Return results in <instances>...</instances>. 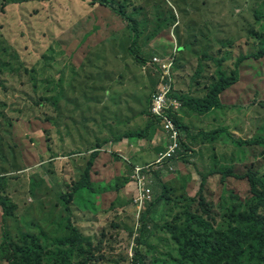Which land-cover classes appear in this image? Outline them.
Returning <instances> with one entry per match:
<instances>
[{
  "label": "rangeland",
  "instance_id": "obj_1",
  "mask_svg": "<svg viewBox=\"0 0 264 264\" xmlns=\"http://www.w3.org/2000/svg\"><path fill=\"white\" fill-rule=\"evenodd\" d=\"M99 1L122 7L140 36V55L181 49L174 71L179 96L203 100L219 70L228 77L238 72V83L222 94L221 109L186 110L178 119L186 170L162 174L147 164L152 201L141 207L136 168L105 144L77 149L72 141V117L80 132L94 134L90 123L81 124L84 110L90 121H102L104 112L125 107L124 95L137 85L140 111L153 120V88L142 78L154 77L128 51L131 26L93 0H0V198L12 209L6 230L13 243L36 241L52 252L70 224L84 240V256L71 264H133L143 220L159 209V229L138 246L140 264H174L181 244L211 236L185 225L187 209L219 233L236 208L252 200L244 178L264 183V59L237 64L257 54L264 40V0ZM102 89L104 100L97 97ZM90 157L96 195L79 191L69 198ZM0 264H9L1 249ZM42 264H54V256Z\"/></svg>",
  "mask_w": 264,
  "mask_h": 264
},
{
  "label": "trees",
  "instance_id": "obj_2",
  "mask_svg": "<svg viewBox=\"0 0 264 264\" xmlns=\"http://www.w3.org/2000/svg\"><path fill=\"white\" fill-rule=\"evenodd\" d=\"M93 2L94 4L96 2L104 4L113 14L122 18V20L126 21L131 26L133 40L131 41L128 51L134 56L137 64H144L146 60L148 61L150 58H147L143 54L140 55V53L135 50L140 36H138L136 32L133 22L122 12V7L115 9L110 6V4H106L99 0H93ZM248 58H252L255 61L264 59V40L261 41L257 54L251 57L241 56L237 64H241L243 61L248 60ZM216 63L220 64L219 61H216ZM201 69L202 68H200V70ZM237 83L238 72L228 77L222 70H219L217 73V82L203 100L188 96L180 98L183 104V110L185 109L190 113L199 115H205L219 110L223 107L221 101L222 94L230 90ZM57 103L58 101H56V104ZM177 125L179 124L177 123ZM202 136L208 137L206 134H202ZM91 157L82 175L81 181L74 187L69 198H72L73 195L79 191H84L91 196L96 195L94 184H91L89 176V170L93 162ZM224 175H229V173L227 172ZM237 178L239 177L237 176ZM244 179H248L252 200L248 202V205H242L240 208H236V211L231 215L232 223H228L227 229L215 233L214 229H209L201 219L190 215L187 209L184 216L186 218L185 225L188 227L191 225H198L200 228L208 230L211 236L199 240L194 239L188 242L186 246L181 244V257L175 259L172 263L264 264V216L261 214V211L264 210V183L255 176L249 175ZM163 201L164 199L162 198L161 205ZM10 208L7 200L0 198L3 224V241L0 244V249L6 251L8 254L9 264H42V259L49 255L54 256V264H71V261L74 259L84 256L82 246L84 240L81 238L78 231L71 227L70 224H67L66 227L67 234L54 240V250L52 252L49 251V246H43L36 241L23 244L13 243L10 233L6 230L7 222L12 216V209ZM90 209L93 210V205L90 206ZM158 213L159 209L147 214L143 220L137 247L133 249V264H140V250L138 246L146 242V239L150 236L152 231L154 232L159 229V221L157 220ZM173 235L176 237V234ZM24 238L29 239L30 237L27 235L23 237V240ZM55 258L59 260L56 261Z\"/></svg>",
  "mask_w": 264,
  "mask_h": 264
},
{
  "label": "crops",
  "instance_id": "obj_3",
  "mask_svg": "<svg viewBox=\"0 0 264 264\" xmlns=\"http://www.w3.org/2000/svg\"><path fill=\"white\" fill-rule=\"evenodd\" d=\"M181 49L179 50V55L181 54ZM147 62L143 64L146 65ZM138 65V64H136ZM177 65V62H176ZM139 66V65H138ZM176 69V66H175ZM175 71V70H174ZM151 75V73H150ZM153 76V75H151ZM145 80L146 84L150 85L152 89L155 85V77L152 79L146 75L142 78V81ZM106 87V86H104ZM141 88V85L138 88V85L135 89L131 87L130 95H124V104L125 107H118L114 110L104 112V120H99L94 122V120H89L86 115V109L83 112L81 124L86 125L90 123L91 127L93 126L95 131L94 134L88 131L87 128L83 129L80 132L78 128V117H72L74 121L73 126L77 128V136H75L72 141L76 143V148H95L96 144L100 146L105 144V148H110L112 151L110 154H116L117 157H120L125 164L129 165L132 170L134 168H144L147 164L152 165L161 154L164 152L167 146V141L164 133L161 131L159 124L154 122L155 120H149L147 115H143L140 111V95L138 92ZM175 93L179 98L185 97L186 95L179 96L177 91V82L175 81ZM103 91L100 90V93ZM105 93V92H104ZM102 96H97L100 100L107 98V95L101 93ZM188 97L199 98L196 94L190 95ZM196 95V96H195ZM86 97V96H85ZM94 98H91L88 102H92ZM186 110H182L181 116L185 114ZM94 114L96 112L94 111ZM194 114V113H190ZM75 115V114H74ZM97 115V114H96ZM198 115V114H197ZM94 119V118H93ZM156 123V124H155ZM73 134H75L73 132ZM81 134V135H79ZM140 134V135H139ZM104 149V148H103ZM96 150L95 152H99ZM159 154V155H158ZM105 156V155H99ZM107 159V157H106ZM178 172H183L186 170L182 162L175 164ZM122 169V168H121ZM165 170H158L160 173L165 174ZM157 171V170H154Z\"/></svg>",
  "mask_w": 264,
  "mask_h": 264
},
{
  "label": "built area",
  "instance_id": "obj_4",
  "mask_svg": "<svg viewBox=\"0 0 264 264\" xmlns=\"http://www.w3.org/2000/svg\"><path fill=\"white\" fill-rule=\"evenodd\" d=\"M176 54L177 52L174 50L166 57L155 56L150 60V66L157 75V85L150 96L149 114L159 122L167 139L166 151L159 155L152 167L160 169L168 166L170 172H174L171 162L178 159L182 149L181 132L175 122V117L182 110V103L173 97V70ZM144 171L148 172L149 168H136L134 170V179L137 180L139 189L137 202L140 203L141 207L152 201L150 182Z\"/></svg>",
  "mask_w": 264,
  "mask_h": 264
},
{
  "label": "clouds",
  "instance_id": "obj_5",
  "mask_svg": "<svg viewBox=\"0 0 264 264\" xmlns=\"http://www.w3.org/2000/svg\"><path fill=\"white\" fill-rule=\"evenodd\" d=\"M174 50H176V52H177V54H176V56H175V59H176V61H175V66H176V62H177V57H178V55H179V50H180V48L179 47H175L173 50H172V52L174 51ZM171 52V53H172ZM169 55V54H168ZM168 55H166V56H168ZM166 56H163V57H166ZM153 57H155V56H153ZM153 57H151L149 60H148V63H147V66L148 67H150L151 68V71H152V75H153V77H155V85H154V87H153V91H152V93L155 91V88H156V85H157V75H156V73L154 72V69L150 66V60L153 58ZM156 57H160V58H163V57H161V56H156ZM174 70H175V67H174ZM174 70H173V79H175L174 77H175V75H174ZM174 86H175V82H174ZM173 97L174 98H176V99H178L179 101H180V98L179 97H176V93H175V88H174V91H173ZM181 102V101H180ZM182 103V102H181ZM149 104H150V99H149ZM182 110H183V104H182ZM182 110L180 111V113L175 117V122L177 121V123L179 124V118H180V115H181V112H182ZM148 113H149V105H148ZM150 115V114H149ZM151 117V116H150ZM152 118V117H151ZM153 119V118H152ZM153 120H155V122L157 123V124H159V122L156 120V119H153ZM176 123V124H177ZM160 125V124H159ZM178 126V128L180 129V127H179V125H177ZM161 127V126H160ZM161 131L163 132V130H162V128H161ZM180 132H181V129H180ZM164 133V132H163ZM165 135V134H164ZM165 138H166V136H165ZM181 138H182V135H181ZM166 141H167V139H166ZM166 148H167V146H166ZM184 149V144H183V140H182V149H181V152H182V150ZM165 151H166V149H165ZM164 151V152H165ZM163 152V153H164ZM181 152L179 153V156H178V159H176V160H174L173 162H171V165H172V167L174 168L175 167V164H177L179 161H182L181 160V157H180V155H181ZM162 154V153H161ZM159 157V156H158ZM157 161V160H156ZM155 161V162H156ZM154 162V163H155ZM154 165V164H153ZM153 165H151V166H153ZM145 168V167H144ZM153 167H151V169H152ZM164 168L165 169H168V166H165V167H163V168H160V169H157L156 167H154V169L155 170H164ZM134 171V170H133ZM169 171V170H168ZM170 172V171H169ZM150 172L148 171V174H149Z\"/></svg>",
  "mask_w": 264,
  "mask_h": 264
}]
</instances>
